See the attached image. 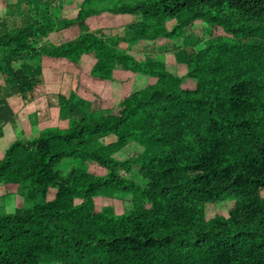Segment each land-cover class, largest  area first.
<instances>
[{"label": "trees", "instance_id": "16d2710c", "mask_svg": "<svg viewBox=\"0 0 264 264\" xmlns=\"http://www.w3.org/2000/svg\"><path fill=\"white\" fill-rule=\"evenodd\" d=\"M110 1L3 0L0 105L6 91L44 102L45 60L72 77L88 57L90 79L123 88L152 82L86 102L57 94L60 123L1 151L0 184L30 205L0 213V264H264V0ZM102 13L131 21L92 31ZM58 29L78 34L44 41ZM132 141L150 146L115 159ZM63 160L78 163L66 176ZM117 194L127 210L95 205ZM217 205L226 215L208 217Z\"/></svg>", "mask_w": 264, "mask_h": 264}, {"label": "rangeland", "instance_id": "374dc122", "mask_svg": "<svg viewBox=\"0 0 264 264\" xmlns=\"http://www.w3.org/2000/svg\"><path fill=\"white\" fill-rule=\"evenodd\" d=\"M15 2L16 0H10V2ZM116 0H111L109 3H115ZM3 0H0V14L5 12ZM22 7V5H21ZM44 9V6H40V9ZM46 8V7H45ZM71 14H67L66 12L62 13V18H69ZM130 17H121L114 16L109 13H102L98 16L89 20L90 29L93 31L96 28L105 30L106 34L111 33H121L123 30V25L130 22ZM78 33L76 30H56L53 34L49 35V37L44 40L50 43H61L63 41H68L76 36ZM193 37L196 35H200L199 30L194 29L191 34ZM64 38V39H63ZM134 43H130L126 46L131 51L134 50ZM139 43V42H138ZM140 44V43H139ZM143 46V44H142ZM121 47L124 48L125 45L121 44ZM166 62L173 64V59L169 56H165ZM61 64V63H60ZM79 68L83 71L73 72L72 77L68 76V74L63 73L61 70L63 69L64 64L58 65V63L48 62L45 60L43 62L44 71H43V80L44 87L42 88L43 97H40L38 100H44V102L30 103L29 105H23L20 98H16V93L14 91H6L1 97L4 99L1 101L0 105V130L2 131V137L0 138V150L4 149L9 143H11L15 139L25 140V139H33L36 138L41 131H45L47 127H56L60 122V114L57 108V99L56 95H62L66 98L71 97V93L73 90L80 97L83 102H86L92 98V93H95L97 96L101 97V99L106 98L109 91H112L115 95H121L123 92L129 90L130 92L138 91L143 89L147 83L152 82L151 79H145L144 77H138L137 83L133 86L129 87H121L119 84L112 83H101L97 81H93L86 74L85 70L93 64V60L88 57H83L79 63ZM178 75H182L184 73V68L178 66L176 69ZM79 82L80 90H75L76 84ZM184 89H192V84H184L182 86ZM91 91V94L87 91ZM85 91V92H84ZM46 98V99H45ZM46 104L48 108L46 107ZM37 115V116H36ZM16 117H19L16 119ZM14 119L16 122L11 124V119ZM43 129V130H41ZM22 130V131H20ZM35 130H39L35 134ZM102 145H108L114 142V138L112 136L101 140ZM150 146V144L144 142H135L132 141L127 145L124 149L114 155V158L117 160H123L129 157H139L141 153L144 152L145 148ZM155 151L165 152L166 148L162 145H151ZM3 152V151H2ZM2 152L0 151V158H2ZM77 167L78 163H72L71 161L63 160L61 164L55 169L58 172H61L64 176H66L74 166ZM105 174L104 171L99 170L97 172V177H102ZM127 178L133 180L135 183L140 185L145 184L146 182L141 179L140 176L135 174H130ZM55 194L54 189H49L47 193V200H51ZM126 198V197H125ZM96 201V200H95ZM94 201V202H95ZM102 202V203H101ZM30 203H27L25 200V190L20 191L18 194L7 195L4 187L0 184V213H9L14 210L27 207ZM99 206L101 210L110 211L114 214H118L127 210L129 208L128 199H124L123 196L117 194L112 198H102L97 199L95 204ZM114 210V211H113ZM214 213L226 215V206L217 205L208 211V217L214 215Z\"/></svg>", "mask_w": 264, "mask_h": 264}, {"label": "crops", "instance_id": "0c3cea01", "mask_svg": "<svg viewBox=\"0 0 264 264\" xmlns=\"http://www.w3.org/2000/svg\"><path fill=\"white\" fill-rule=\"evenodd\" d=\"M20 131H22V130H20ZM1 138V137H0ZM3 149H1L0 151H2Z\"/></svg>", "mask_w": 264, "mask_h": 264}]
</instances>
